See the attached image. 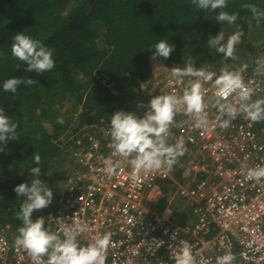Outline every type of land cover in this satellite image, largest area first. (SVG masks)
<instances>
[{"label":"trees","instance_id":"trees-1","mask_svg":"<svg viewBox=\"0 0 264 264\" xmlns=\"http://www.w3.org/2000/svg\"><path fill=\"white\" fill-rule=\"evenodd\" d=\"M246 4L264 11V0H227V7L215 11L198 8L193 0H0V109L18 124V139L0 142V231L9 228L10 236L19 234L22 221L16 216L25 197L17 196L14 188L31 186L36 178L31 168L40 167V179L53 191L52 203L34 211L35 219L55 208L64 194L70 155L75 160L92 136L101 137L99 129L109 128L115 112H126L145 99L172 66L191 60L194 67L205 69L223 56L209 48V37L223 31L226 40L241 31L242 45L236 49L264 56L263 48L261 55L255 49L264 40V19L258 24ZM220 11L238 14L237 21L218 23ZM22 32L53 51L51 71L27 72V65L12 56V37ZM249 36L253 42H248ZM160 40L175 50L169 59L154 61L150 57ZM11 78L35 83L6 92L3 84ZM58 118L64 123H57ZM34 154L41 157L39 165ZM181 173L176 171L175 179L184 185ZM193 177L189 174L187 181ZM201 178L198 174L197 180ZM162 186L173 199L169 206L177 204L176 220L184 218L181 213L192 216L174 183Z\"/></svg>","mask_w":264,"mask_h":264},{"label":"built area","instance_id":"built-area-1","mask_svg":"<svg viewBox=\"0 0 264 264\" xmlns=\"http://www.w3.org/2000/svg\"><path fill=\"white\" fill-rule=\"evenodd\" d=\"M239 73L254 89L251 99H264V74L246 64ZM191 79H160L146 100L128 106L126 113L143 117L153 96L182 95ZM213 93L211 82L204 83L208 128L196 129L189 116L177 114L167 141L175 144L183 139L187 151L179 158L188 168L183 177L191 171L202 174L201 179L178 184L175 172L182 170L180 165L167 174L140 173L134 181L130 164L113 156L108 147L109 128H100L101 137L92 136L89 147L75 154L77 170L68 176L56 207L39 215L45 218V228L56 232L61 224L71 225L73 213L80 212L78 219L89 226L78 236L82 246L112 233L106 264H175L174 248L181 240L189 243L195 264H216L217 257L227 253L235 256L233 264H264V178H246L250 168L264 166V128L242 116L221 128ZM107 158L122 161L112 177L104 171ZM166 181L177 185L178 197L192 213V224L176 220L162 186ZM8 229L0 231V264H33L25 251L14 248L18 235L10 236Z\"/></svg>","mask_w":264,"mask_h":264},{"label":"clouds","instance_id":"clouds-1","mask_svg":"<svg viewBox=\"0 0 264 264\" xmlns=\"http://www.w3.org/2000/svg\"><path fill=\"white\" fill-rule=\"evenodd\" d=\"M193 4L200 9L215 11L227 7V0H193ZM243 7L252 13L258 24L264 19V11H260L255 5L246 4ZM237 19L238 14H229L225 11H220L216 16L218 23L233 24ZM242 35L241 31H237L225 40L223 31H220L215 37H209L207 43L209 48L222 53L225 61L229 59L236 61L238 59L235 54L236 46L240 43ZM12 41V56L27 65L25 69L27 72L39 74L51 71L55 67L53 51L43 46L40 41L23 32L15 34ZM154 48L155 51H152L150 57L154 61L158 58L169 59L175 50L174 46L165 40H160ZM255 63L256 71L264 74V56L257 57ZM193 65L194 63L189 60L183 68L179 66L170 68V79L192 78L182 95L173 92L153 96L143 117L124 111H117L111 116L109 125L111 143L108 147L112 150L113 156H119L130 164L134 181L139 178L140 173L147 175L157 171L167 174L177 163L178 158L187 151L182 138L175 144L167 142L177 114L189 116L194 121L193 126L196 129L208 128L204 83L211 82L214 89L215 106L218 109L216 122L221 128L227 129L238 116L254 123L264 121V99L255 101L251 99L254 89L245 83L239 72L222 68L217 74ZM34 83L31 78L26 80L11 78L4 82L3 89L16 93L19 85L31 86ZM229 97L233 99L229 100ZM57 123L63 124L64 121L58 118ZM17 127L18 124L11 122L4 110L0 109V142L6 144L8 141L18 139ZM33 159L37 165L40 164L39 154H34ZM103 163L105 173L112 177L121 168L122 161L107 158ZM30 172L36 177L31 181V186L22 183L14 188L17 196L25 197L16 216L22 221V226L18 229L19 234L14 240V248L25 251L33 264H106L108 249L112 245V233L106 232L102 236L94 237L90 243L82 246L78 236L89 231V226L78 219L80 212L73 213L71 225L61 224L56 232L45 228L43 216L33 219L34 211L45 209L52 203L53 191L40 179V167H33ZM246 178L261 180L264 178V166L250 168ZM160 246L162 244L158 245ZM174 258L175 264H195L191 247L184 240L174 248ZM234 260L235 256L227 253L217 257L216 264H233Z\"/></svg>","mask_w":264,"mask_h":264},{"label":"rangeland","instance_id":"rangeland-1","mask_svg":"<svg viewBox=\"0 0 264 264\" xmlns=\"http://www.w3.org/2000/svg\"><path fill=\"white\" fill-rule=\"evenodd\" d=\"M256 34H258V32ZM248 38H249L248 39V42H253V36H249ZM239 45H242L241 41H240ZM263 45H264V40H263V42H261V44L258 46V48L257 47L255 48L258 51V53H259L258 55H261L260 54V52H261L260 49H262ZM235 54L238 57V59L236 61H232L231 59L225 61L224 60V57L222 56V57H219L216 61H214V63H210L211 65L209 63H207L205 67L207 69H209V70L212 69L217 74L220 73V70L222 68H227L229 71L239 72L240 71V68L242 66H244L245 64L246 65H249L250 67H252V69L257 68V65L255 63V60H256L257 57L255 55H248V56L247 55H244V54H242V50H239V51L236 50V53ZM180 67L183 68L184 65L183 66L181 65ZM167 78H169V76ZM154 89L155 90H158V86L155 85ZM159 89H160V87H159ZM145 100H146V97H145ZM176 165H177V167L180 168V165H181L180 160L177 161V164ZM65 168L68 170L69 174H73L77 170L76 162L74 160V156L73 155H70V157L68 158L67 164H65ZM191 181H192V179L189 180V181H186L185 184H189ZM167 196L169 198L168 203L170 204L173 199H172L170 193H166V197ZM170 207H171V210L173 212H175V211L178 210V207H177V204L176 203H175V206L173 204V206L171 205ZM178 212H179V210H178ZM181 215H182L181 217H184L185 219L186 218L187 219H190V220L193 219V217L190 216L189 214H183V213H181Z\"/></svg>","mask_w":264,"mask_h":264},{"label":"crops","instance_id":"crops-1","mask_svg":"<svg viewBox=\"0 0 264 264\" xmlns=\"http://www.w3.org/2000/svg\"><path fill=\"white\" fill-rule=\"evenodd\" d=\"M263 49H264V45H263V47H262ZM261 51V50H260ZM262 52V51H261ZM260 52V54H262ZM257 126H258V128H264V125H258L257 124ZM178 159H180V162L182 161V159L181 158H178ZM185 162V161H184ZM183 161L181 162V167H182V173H181V178H186V181L188 180V176H186V177H183V174H184V171H186L185 169H188L187 168V165H184L185 163H184ZM184 170V171H183ZM190 173L191 174H193L191 171H190ZM202 175V174H201ZM203 176V175H202ZM195 178H197V176H195L194 175V177L192 178V179H195ZM185 183V182H184ZM175 187H177V185H174ZM176 191H177V188H176ZM168 193H170V191L168 192ZM156 202H158V197L156 196ZM189 214V213H188ZM190 215V214H189ZM180 221H179V223L181 222V223H184V224H192V222L194 221V219H193V221L192 220H190V219H185V218H182V219H179Z\"/></svg>","mask_w":264,"mask_h":264}]
</instances>
